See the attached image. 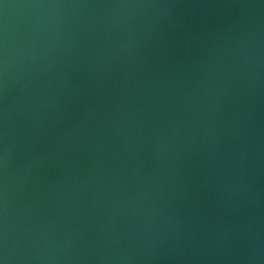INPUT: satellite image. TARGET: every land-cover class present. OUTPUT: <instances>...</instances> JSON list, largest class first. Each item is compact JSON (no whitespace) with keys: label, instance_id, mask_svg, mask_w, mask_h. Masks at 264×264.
Listing matches in <instances>:
<instances>
[{"label":"water","instance_id":"water-1","mask_svg":"<svg viewBox=\"0 0 264 264\" xmlns=\"http://www.w3.org/2000/svg\"><path fill=\"white\" fill-rule=\"evenodd\" d=\"M3 264H264V0H0Z\"/></svg>","mask_w":264,"mask_h":264},{"label":"clouds","instance_id":"clouds-1","mask_svg":"<svg viewBox=\"0 0 264 264\" xmlns=\"http://www.w3.org/2000/svg\"><path fill=\"white\" fill-rule=\"evenodd\" d=\"M0 264H3V261L2 260H0Z\"/></svg>","mask_w":264,"mask_h":264}]
</instances>
